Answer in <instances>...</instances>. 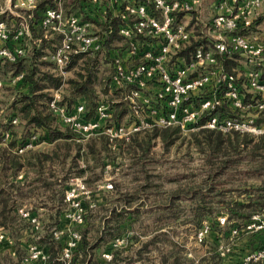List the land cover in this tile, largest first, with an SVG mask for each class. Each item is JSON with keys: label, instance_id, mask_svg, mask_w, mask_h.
I'll return each instance as SVG.
<instances>
[{"label": "built area", "instance_id": "1", "mask_svg": "<svg viewBox=\"0 0 264 264\" xmlns=\"http://www.w3.org/2000/svg\"><path fill=\"white\" fill-rule=\"evenodd\" d=\"M42 1L45 0H0V63H16L28 56L31 40L35 44L46 38L59 39L56 48L43 58L53 62L65 81L74 56L102 51L108 36L118 34L128 45L125 50L129 58L122 54L113 57L110 83L112 90L121 89L128 102L131 117L127 123L109 122L110 105L105 102L99 103L94 117L87 115L83 102L68 111L59 104L61 91L54 92L50 108L81 137L105 134L111 141L129 140L136 132L167 127L264 136L261 120L264 117V36L254 32L264 16V0H215L220 12L202 23L200 30L198 23H186L183 17L197 12L202 0H109L119 6L117 13L103 6V0H88L90 8H99L107 24L103 32L93 29L91 21L67 13L64 0H46L43 10L39 8ZM115 21L118 23L113 24ZM34 31H41L42 35L34 39ZM235 55L244 58L246 68L234 71L226 68ZM23 77V73L11 76V84ZM11 119L13 124L19 121ZM37 136L33 132L19 144L17 152L35 148ZM9 137L7 132L4 141ZM104 186L113 188L112 183ZM64 201L68 205L69 227L55 232L57 239L66 235L57 260L73 264L82 240V233L76 227L84 223L96 201L82 178L71 179ZM19 212L36 228L41 227L37 216L24 208ZM217 222L223 227L228 216L218 217ZM243 230L260 234L263 241L237 264H264V207L251 216ZM211 232V223L201 226L195 237L197 243H205ZM234 232L238 230L235 228ZM5 240V233H1L0 242ZM127 241L125 237H117L112 247L125 245ZM232 248L233 245L220 242L216 252L226 256ZM104 257L112 259L113 254L107 251ZM75 263L79 264L80 260ZM21 264L57 262L43 246L31 243Z\"/></svg>", "mask_w": 264, "mask_h": 264}, {"label": "trees", "instance_id": "2", "mask_svg": "<svg viewBox=\"0 0 264 264\" xmlns=\"http://www.w3.org/2000/svg\"><path fill=\"white\" fill-rule=\"evenodd\" d=\"M46 3V0L42 1L39 8L43 10ZM37 16L40 18V13ZM112 23L117 24L118 21ZM105 29H107V24H105ZM41 35V31H34V39H38ZM115 35L117 34L114 33L108 36L105 45L110 44ZM53 41L56 40L46 38L41 42H36L28 56L22 57L16 63H11L17 65L12 72V77L20 73H23L24 77L13 85L11 81L8 84L5 82V85L9 86L11 92H13L11 104L14 106L13 109L11 108V114L0 115V231H8L9 236L15 242L16 252L20 253L21 250L20 263L26 255L22 254L23 249L27 247L23 240L27 239L28 245L38 243L43 246L51 254V258L56 260L57 264H66L64 261L57 260L65 244L66 235L57 240L53 237L50 229L55 226H60L59 229L63 228L61 227L64 225L62 222H64L68 210L64 197L69 176L72 173L80 174L87 170L85 167H80V159L86 161V166L89 169L92 168L89 164L90 156L96 164L103 162L105 159L113 160L123 157L130 158L134 165L135 160L144 161L147 158L158 138L161 139L165 149L175 144L180 138L181 129L179 127L148 129L134 133L130 141L118 139L113 142L105 134L83 139L69 126L65 125L66 128H62L60 124L63 122L50 108L49 104L53 98L54 90L64 84L63 79L55 67L57 74L45 71L44 67L36 63V60H38L43 63V66H48L46 63L54 66L52 61L43 58L59 44L58 40ZM86 56L94 55L74 56L69 66V71H73V75L65 81L64 85H67V89L66 92L61 94L59 104L66 106L68 111H72L77 103L83 102L87 106V115L94 117L99 103L106 101L110 105L111 113H113L112 118L110 117L109 120L120 123L122 108L124 106L125 109L129 108L124 100V93L121 89H111V76L110 78L109 76H101L104 71L99 70V64L95 59L87 58L84 63L79 64V60ZM27 58L32 62L30 66L24 65ZM7 63L9 62H5V64ZM228 63L226 68L234 71L236 66H230ZM128 110L130 111V109ZM13 117L18 118L21 123L25 124L24 131L19 135L15 133L16 124H13L11 119ZM32 131L38 135L37 146L23 153H18L16 148L33 134ZM7 132H9L10 137L4 144V136ZM44 142L49 143L51 147L36 149ZM190 143L199 152L206 155L208 171L206 183L209 182V179L215 178H223V183L236 180L237 174H241L239 167L243 163L248 166L247 178L263 177L257 184H246L245 189H237L242 190L240 191V193L242 192L241 195H246L243 202L233 199L222 201L226 206L229 222L232 219H239L237 223L246 224L253 214L261 211L264 207V136L254 137L246 133H223L213 129L201 128L191 134ZM20 173H23V179L18 178ZM203 185L201 184L198 189L193 188L184 191V196L192 201L190 209L193 211V221L198 226L207 214L212 213L214 209L212 204L215 202L214 198L217 197V193L223 195L235 190L221 188L215 192L216 186ZM149 188L145 184L140 188H135L134 192L131 190L123 191L116 184L112 193L118 192L117 198L108 197L107 194H104L103 199L108 202L97 208L96 213H100L101 210L107 212L100 217L102 226L98 228L100 234L95 240L96 243H91L88 235L91 231L90 227L93 225V211L95 210L90 209L85 216L84 223L77 227L82 232V240L77 246L73 263L76 260L83 261V263L88 260L87 264H100L96 259H92L96 249L100 247L102 241L106 240L108 242L111 240L112 243L115 238L124 236V229L138 219L137 215L141 209L139 205L142 204H137V202L140 200L144 202L146 200L145 194L149 198L150 194L158 193V191H151ZM204 189L205 192L201 193L200 191ZM182 197L183 194L180 193L172 195L167 207L172 210L175 199L179 200ZM27 201L32 204L31 211H37L38 208L42 207L45 209L44 213L48 215L47 221H45L46 218L43 220L47 231L39 239H35V236H33V225L22 216L20 219L18 215L19 207ZM134 205L136 206L135 209L132 208ZM173 215L178 217L177 213ZM214 224L218 228H222L217 221ZM259 236L262 238L260 234ZM134 238L137 240L136 236ZM8 239L10 238L7 235L6 240ZM6 240L0 242V248L7 247L8 242ZM158 240L159 238L156 236L153 240L143 243L141 250H139L140 257L144 251H148L152 244ZM22 246H24L23 249ZM122 251L118 249L113 260L106 264H117L119 260L123 259L121 256ZM219 255V253H215L208 260L204 257L201 261L207 260L204 264H216ZM178 257L177 251L172 249L170 255H163L162 262L163 264H183V261L179 263L180 258Z\"/></svg>", "mask_w": 264, "mask_h": 264}, {"label": "rangeland", "instance_id": "3", "mask_svg": "<svg viewBox=\"0 0 264 264\" xmlns=\"http://www.w3.org/2000/svg\"><path fill=\"white\" fill-rule=\"evenodd\" d=\"M82 1L85 0H64L63 5H65V8L67 10L69 9L68 12L75 13L76 10L81 9L80 3ZM180 19H182V16L180 17ZM96 24L100 25L99 23ZM199 25L202 28L203 24L199 23ZM99 31L103 32L104 28H101ZM259 31L260 30H257V28H254V32H257L261 36ZM55 40L57 41V39ZM30 43L32 44L33 48V40H31ZM127 46L128 45L124 37L117 34L113 37L110 44L105 45L102 52H99L94 56H86L84 58H81V60H79V64L84 63L87 58L95 59L99 64V70L101 72H108L107 75L111 76L114 71L113 57L115 55V52H118L119 55H121L120 51L125 50ZM111 52L113 53V55L111 54ZM243 60V57L235 55L234 59H230L228 61V65L237 66L238 64L243 66ZM31 63L32 62L30 61V59L27 58L25 59L24 65L30 66ZM36 63L40 64L44 68L48 67L50 70L54 69V66L50 63H46L48 64V66H43V63L38 60H36ZM16 66L11 63H0V81L3 82V86H0V115L11 114V110L14 106L13 104H11V96L13 92H11L9 86L5 85V82L7 84L10 82L9 78L10 76H12V72L16 68ZM65 81L63 80V82ZM125 101L127 102V100ZM105 103L107 102L105 101ZM125 108L126 107L124 106V108H122L121 110L122 117L119 121L121 123H127L129 121V118L131 117V111L128 110L129 108ZM112 115L113 113H111V118ZM261 120L263 121V118ZM109 122L115 121H112L110 119ZM24 125V123L18 121L14 128L16 135H19L24 131ZM60 125L62 126V128H66L65 124L62 123ZM180 129V138L176 141L175 144L171 145L168 149H165L163 147L161 139L158 138L152 148V152L149 153L147 158H145L144 161L135 160L134 162L136 163L134 165L132 164L133 161L130 158L123 157H118L113 160L105 159L103 161L104 163L99 162L96 164L90 156L89 164L92 168L89 169L86 166V161H84V159H80V167H85L87 169L86 172L80 174L72 173V175L69 176V180L67 183L69 184L72 178H82L88 188L91 189L93 199L96 194L99 193V189H102L103 186L107 183H112L113 188H115V185L117 184L120 186V188H122L123 191L131 190L134 192L135 188H140L145 184L150 187L149 189L151 191H158V193L156 194H150L149 198L147 197V194H145L146 200H144V202L141 200L137 202V204H142L139 205L141 206V209L139 210L140 213L137 215L138 219L136 221H133V223H131L126 229H124L125 234L124 236H122L127 238L128 240L133 239L135 241L133 244H136V246H141V242L147 240L149 236H152V240L156 236H158L159 240L157 242L154 241L155 243L152 244L153 255H155L154 259H158L160 256L163 257L164 254L170 255L173 249V251H177V254L179 256L178 258H180L179 263L183 261V264H193V262H189L190 259L192 260L194 256L200 254V250L202 251L204 249L203 245L211 246V235L208 236L205 243L201 244L203 246L202 248H200L201 245H198L199 243L197 244V241L195 239L196 233L198 232L199 228L206 223L213 224L212 232L217 231L220 235L223 233V236L221 237V241L223 243H227L233 246H235V244H241V246L247 248L249 251H252L254 248L261 244L262 238L259 236V234L256 235V233L243 230L245 223H237L239 222V219H232L230 222L228 221L222 228H218L214 224V222L217 221V218L220 216H229L228 212L226 211V206L222 203L223 200L233 199L243 202L246 199V195H241L242 192L240 193V191L242 190L237 189H245L246 184H257L263 177L261 176L258 178H247L246 172L248 171V166L246 165V163H243L239 167V169L241 170V174H237L238 177L235 178L236 180H231L232 182L229 183H223V178H215L211 180L209 179V182L206 183V180H208L206 155L199 152L196 147L190 143L191 134L195 131H198L199 129L192 131L183 130L182 128ZM130 139L124 141H130ZM3 143L6 144V141H3ZM50 147L51 145L49 143L44 142L41 143V145H39L36 149H48ZM147 176H149V178H147ZM201 184H204L203 186H216L215 192L219 191L221 188H232L235 190L227 192L223 195L217 193V197L214 198L215 202L212 204L214 208L212 210V213L209 215L207 214L201 220L200 225L198 226L195 225L193 221L194 215L193 211L190 209V204L192 201H189L186 198L187 196H184V191L191 190L193 188L198 189ZM113 188L109 189V191H105L104 194H107L108 197L113 196L114 198H117L119 193H112V191L114 190ZM200 192H205V189L201 190ZM176 193L183 194V197L179 200L175 199L174 207L172 210H170V208L167 207L169 205V199H171V196ZM103 196L104 195H102V197ZM29 202L31 201L29 200ZM19 208H21V206ZM132 208L135 209L136 206L134 205ZM97 210L98 209H95L93 211L94 221L93 225L90 227L91 231L88 234L91 243H96L95 240L100 234V230L98 228L102 226L100 217L105 215V212H107L105 210H101L100 213H96ZM174 213H177L179 218L174 216ZM18 215L21 219L22 215L19 211ZM235 228L238 230L237 233H233V230ZM135 236L137 237V240L134 238ZM23 242L25 245H27V247L29 246V242L27 241V239H24ZM113 242L114 241H112L111 243V240L108 242H106V240L102 241L99 245L100 247L96 249L95 253L107 250L109 245L111 246ZM12 245L13 249L11 251H9L10 249H7L4 252L0 253V264H21V250L20 253L16 252V245L13 239ZM125 246L126 245L117 246L116 248L114 246H111V250L109 252H112L114 249L123 250ZM136 246L135 248H137ZM23 247L24 246H22V249ZM27 247L26 249H23V255L27 254ZM202 254H204L203 251ZM112 260H110L109 262H111Z\"/></svg>", "mask_w": 264, "mask_h": 264}, {"label": "crops", "instance_id": "4", "mask_svg": "<svg viewBox=\"0 0 264 264\" xmlns=\"http://www.w3.org/2000/svg\"><path fill=\"white\" fill-rule=\"evenodd\" d=\"M80 4H81V9L80 10H76L75 14H77L78 16H81L84 19H87V20L91 21L93 29L100 30L101 28L105 27L106 22H105L104 18L102 17L100 11H98L99 8L97 10L90 8L89 5L91 3H89L88 0L82 1ZM103 6H109L111 8V10H114L115 13L120 11L119 6L116 7L115 5H112L109 0H103ZM64 8H65V5H64ZM68 10L65 8L66 12H68ZM218 12H220V8L216 5V1L215 0H202L200 6L198 8V11L195 12L194 14H192V15L185 14L184 17H183V20L186 23L194 24V25L197 24V23L198 24L199 23H204V22L208 21L213 15L217 14ZM96 23H99L100 25H97ZM198 29L200 30L202 28L198 27ZM257 30H260L259 33L262 36H264V16L261 19L260 25L257 27ZM57 40H58V42H60L59 39H57ZM120 53L125 58H129L130 57L129 53L126 50H122V51H120ZM111 54L113 55L112 52H111ZM117 54L119 55L118 52H115L114 56H116ZM239 62H240V60H239ZM242 62H243V66L237 64V66L235 65L236 67L234 69L237 70L239 68L241 70V69L246 68L247 65L244 64L245 61L243 60ZM44 70L45 71H49L50 73H56L55 69L50 70L48 67H46ZM107 73L108 72H104V73L101 74V76H103V77L109 76V75H107ZM72 75H73V71L70 70L69 74H68V77L72 76ZM68 77L66 78V80L68 79ZM111 77H112V74H111ZM109 78H110V76H109ZM64 84H65V82H64ZM64 84L61 85L60 88H58L61 91V94L66 92V89H67V85H64ZM58 89H55L54 92L56 90H58ZM18 178L19 179H23V173H20ZM106 190H109V189L105 188L104 186H103L102 189H99V191H98L99 193H97L96 196L94 197V199L96 201V206L94 208H92L93 210L99 208L103 204H107L108 201L103 199V197H102V195H104ZM21 208H25L26 210H28L31 213L32 216H37L38 217V219H39V221L41 223V227L39 229L36 228L34 224H32L30 219H28L26 217H23V218L25 220H28L33 225V229H34L33 236H35V239H39L40 237H43L45 235L46 231H47L45 222H43V220L45 218H46L45 221H47V216H48L47 214L44 213L45 209L40 207V208H38L37 211L33 212V211H31L32 205H30L28 202L22 203L21 204ZM62 224H64L63 226H61V227H63L62 229H65V228L69 227V221L65 217H64V222H62ZM58 227H60V226H55V227L50 229V232L52 233L54 238H56L55 232H56L57 229H59ZM0 233H5L6 236L8 235V238H10V239L6 240V242H8L7 247L0 248V253L4 252L7 249H10L9 251H11L13 249L12 238L9 236L8 231L3 230V231H0ZM210 235H211L210 236V240H211L210 245L211 246L203 245L204 249L202 251H203L204 254H202V251L200 250V254L197 255V256H194V258L192 260L190 259L189 262H193V264H196V263L197 264H204L212 255H214L215 253L218 254V252H216V250H217V246L219 245V243L222 242L221 241L222 240L221 239L222 236L219 233L214 232V231L211 232ZM151 239H152V236H149L147 238V240H145V241H143L141 243L142 244L146 243V242H148ZM134 242L135 241L133 239H129L127 241V243L125 244L126 246L123 248V251H122V254H121L123 259L119 260L117 262V264H156V263L157 264H163L161 256L158 259H154L155 255H153L152 246L148 249V251H144L142 253L141 257H140L139 250H141L142 245L141 246H136V244H133ZM198 245H201V244H198ZM111 246L109 245L110 248L108 247L107 250H105V251H101L99 253H95L93 255L92 259L93 258L96 259V261H98L100 264L108 263L110 260L113 259L114 255H115V252L118 250V249H114L112 251V254H113L112 259H105L104 253L107 252V251H110L111 250ZM135 246L137 248H135ZM203 246L201 245L200 248H202ZM248 252H249V250L247 248L241 246V244H235V246H233V248H232V251L228 255H226V256H220L219 255V258L217 257L218 262H216V264H237L238 262L241 261V259L244 257V255L246 253H248ZM204 257H206L207 260L206 261H201V259L204 258ZM80 259H82V257H80ZM159 259H160V261H159ZM87 261L84 262V263L82 261L79 264H87ZM73 264H76V263H73Z\"/></svg>", "mask_w": 264, "mask_h": 264}]
</instances>
